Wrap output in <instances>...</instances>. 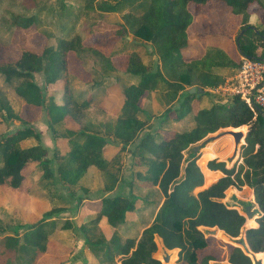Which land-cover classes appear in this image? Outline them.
<instances>
[{
  "label": "trees",
  "instance_id": "1",
  "mask_svg": "<svg viewBox=\"0 0 264 264\" xmlns=\"http://www.w3.org/2000/svg\"><path fill=\"white\" fill-rule=\"evenodd\" d=\"M58 1L67 6L52 9L43 4L37 14L22 15L6 9L0 12V23L9 30L32 29L45 38L42 51L21 48L17 60L0 61V79L18 97V105L14 106L0 88V114L6 124L19 126L13 132L0 134V186L15 193L28 192L24 171L36 164L39 181L60 183L67 197L75 199L76 211L94 192L84 187L81 180L88 168L95 166L110 177L101 192L113 191L119 181V158L112 161L106 158L107 140L113 138L122 144L121 152L138 141L148 126L140 101L154 92L159 105L165 108L163 122L175 115V120L188 118L192 125L188 124L181 133L158 129L139 141L132 152L130 194L101 198V207L94 218L79 227L85 245L96 258L108 263L161 264L154 258L158 249L156 239L160 238L167 250H179L177 264H211L216 260L213 256H202L210 246L204 229L216 228L218 238L223 241H228L226 235L238 238L246 218L232 204L236 196H230L227 202L223 200L229 188L247 186L253 190L259 214L255 219L257 224L253 220L248 222L251 228L246 230V240L251 251L264 259V119L260 114L254 119V114L238 96L233 97L230 105L206 101L211 91L225 83L224 72L236 69L242 59L264 60V28L260 30L250 24L252 8L258 5L264 10V0ZM191 3L200 7L219 3L240 18L235 37L239 61L213 45L207 46L196 58L183 55L193 22ZM96 12L118 14L122 22L117 24L116 36L126 39L132 35L140 45L152 44L158 64L149 65L139 52H131L126 69L119 70L111 54L86 45L85 40L95 33ZM42 24L54 31L41 30ZM71 52L84 65L91 59L94 68L88 72L92 87L105 91L118 87L123 103L116 114H110L100 102L75 89L77 77L69 69ZM38 74L43 76L42 87L35 81ZM59 82L63 83L60 101L52 89ZM192 87L204 92L190 94ZM174 104H178L176 108ZM24 105L45 112L53 136L68 140V152L54 151L52 158L48 156L41 133L32 121L22 117ZM68 120L79 127L69 128ZM246 126L248 133L240 154L242 162L228 169L225 162L210 161L208 168L219 170L224 176L195 192L204 185V174L197 161L200 159L199 165L204 167L207 159L222 156L214 149L193 156V147L221 129L238 128L245 134ZM154 187L160 188L164 197L156 217L139 238L127 237L124 225L135 213L136 203L152 202L149 190ZM67 197L52 202L50 211L36 223L25 222L16 212L21 223L15 225L13 235L5 236L2 241L13 257L5 263L0 259V264H37L46 253L48 243L58 241L59 231L75 230L69 219L49 220L67 211ZM103 217L116 230L110 240L99 228ZM9 229L0 225L1 233ZM228 263L252 264V260L240 248L233 247Z\"/></svg>",
  "mask_w": 264,
  "mask_h": 264
},
{
  "label": "crops",
  "instance_id": "2",
  "mask_svg": "<svg viewBox=\"0 0 264 264\" xmlns=\"http://www.w3.org/2000/svg\"><path fill=\"white\" fill-rule=\"evenodd\" d=\"M108 2H113V0H103ZM215 4V3H214ZM217 4V5H216ZM214 7V11H201L200 13H193L192 8L197 6L193 3L189 5V9L193 14V22L188 29L189 36V44L188 48L183 52V55L187 57L196 58L204 53V50L207 46L213 45L223 48L230 55L233 49L235 32H224V29L221 28L220 15L224 14L231 19V15L235 17L230 8L224 6V8H220L219 3H216ZM211 5V4H210ZM209 6V5H207ZM223 6V5H221ZM208 8V7H207ZM217 12L221 14H216ZM109 18L110 14H107ZM115 23H108L110 20L105 18V23L99 25L98 30L95 33L88 37L85 40V44L88 46H92L100 49L105 48L106 54H111L113 56L114 65L119 70H125L128 64V56L131 52H139L140 55H146L145 47L146 45H140L141 43L135 41L133 36L130 35L126 39H121L116 36L117 24L122 22L120 16H114ZM264 20V13L259 12L256 14V11L252 10V15L250 17V24L257 27V23ZM236 22V21H235ZM196 30V35H192V31ZM228 30V29H227ZM105 37V44L101 42ZM152 45L150 43H147ZM153 46V45H152ZM126 48V50H124ZM119 49H123L122 52H119ZM154 49V47H153ZM33 51V50H32ZM39 51H42L39 50ZM154 51V52H153ZM115 53H120L119 56H114ZM151 53H155V50H151ZM123 54V55H122ZM158 58V56H157ZM144 59V57H143ZM159 60V58H158ZM158 63L155 62V65ZM69 69L70 72L73 73L77 77V90L85 94L86 97H93L95 102H100L101 105L110 112V114H116L121 106H122V98L120 95V91L118 87L109 88L105 91V89H99L92 87L91 79L87 68L85 65L80 62L74 53H69ZM43 84V82H42ZM62 88L63 83L59 82L56 85L52 86V89L57 91V99L60 101L62 96ZM58 89V90H56ZM140 105L142 109L146 112V120L147 125L143 132L140 133L138 141L132 143L131 145L126 147L125 151L121 152L122 144L113 138H109L108 144L105 148V156L109 161H112L115 157L119 158V167L116 164L117 168H120L119 181L117 183V187L111 192H101L102 188L109 184L110 177L100 171L97 167L91 166L88 168L86 174L82 178V183L84 187L87 189L94 191L90 194L87 199L83 200V205L81 208L76 210L75 215L70 219L73 221L75 226V232L77 234H73L71 230L59 231L57 233L58 241H51L47 245L46 253L40 257L37 264H105L104 259L96 258L85 245V237L81 233V231H77L76 227H80L82 224L90 221L93 216L99 211L101 207V198L103 197H112L116 195L128 196L130 194L129 183L132 180V164H133V155L132 152L135 150V147L139 143V141L144 138L147 134H153L158 129L163 131H172L181 133L188 126H191L192 123H189L188 118L183 120H175V115L168 121L163 122L162 115L165 111V108L159 105L158 100L156 99V94L154 92L146 94L140 101ZM178 104H174L173 108H176ZM40 112V109L33 106H23L22 117L32 121L33 127L41 133L42 144L48 149V156L52 158L54 151H59L61 154H65L69 151L68 140L65 138H55L51 131L48 129V118L45 112ZM41 114V118L40 117ZM14 130H17L19 126L17 124H13ZM68 127L76 130L79 126H77L72 120H68ZM236 130V129H235ZM11 131V132H13ZM10 133V132H9ZM165 136H169L166 134ZM220 143L221 142H213L209 145L207 144L202 150L201 154H204V151L208 149H214L217 151L222 157L218 158H209L207 159L205 166L202 167L199 165L202 173L204 174V185L195 190V192L201 191L210 185H213L218 179L224 176V174L217 170L213 171L208 168V163L212 160H217L218 162H226L227 163V154L228 152H220ZM244 143V140H243ZM197 145V144H196ZM233 148L229 152H232ZM202 157V156H201ZM200 157V158H201ZM200 160V159H199ZM234 164V163H233ZM234 166V165H233ZM228 169V164L226 165ZM208 174L210 176H208ZM24 175L26 177L24 186L29 191L15 193L12 190L0 186V214L5 213L8 217L9 214L14 211L19 212L23 220L29 224L36 223L38 220H41L44 215L50 211L51 209V193L55 191V188L58 190L63 189L60 187V183L52 180L50 181H37V178L40 177V174H37L36 164L28 167L24 171ZM57 174H55V177ZM57 178V177H56ZM59 180V179H58ZM234 190H231L229 196H236L240 199L239 194L245 193L246 191L252 192L253 200L254 193L253 190L247 186L242 187L241 189H237L235 187H231ZM229 188V189H231ZM228 189V190H229ZM227 190V191H228ZM64 194L67 197L66 190H64ZM151 192V203L139 201L136 203L135 213L130 215L129 220L124 225V229L128 231L127 237H137L139 238L142 231L148 227L153 221L154 217H156L157 211L160 209L164 197L160 188L154 187L149 190ZM226 191V195H227ZM53 195V194H52ZM225 202V200H223ZM153 212V213H152ZM64 214H60L58 216H53L49 220L53 219H62L61 216ZM258 216V215H257ZM257 216L253 219L257 218ZM64 219V218H63ZM62 219V220H63ZM145 220L147 221L145 223ZM249 221L246 220L245 226ZM256 222V221H255ZM99 228L105 238L110 240L115 234V228L111 227L108 223L106 217H103L99 223ZM249 228H251L249 226ZM137 231V234H135ZM216 231V230H215ZM79 233V235H78ZM81 233V234H80ZM76 236V237H74ZM126 237V236H125ZM217 241V240H216ZM215 241V242H216ZM214 240H210V246L203 252L202 256H213L216 257L215 254H211V251L215 245ZM218 242V241H217ZM157 244V252L154 254V258L160 261L159 257L165 260L167 264H177V260L179 258V250H167L160 238L156 239ZM216 261V260H215ZM211 261V262H215ZM161 263V262H160ZM229 264V263H228Z\"/></svg>",
  "mask_w": 264,
  "mask_h": 264
},
{
  "label": "rangeland",
  "instance_id": "3",
  "mask_svg": "<svg viewBox=\"0 0 264 264\" xmlns=\"http://www.w3.org/2000/svg\"><path fill=\"white\" fill-rule=\"evenodd\" d=\"M100 1H103V0H100ZM49 3H51V4H49ZM43 4H45L46 6H49V7L52 6L51 7L52 9H54V7H59L61 5L58 0H4L3 3L0 4V6H2V7H0V12L4 11L6 9V10H10L16 14L25 15V14H30L33 12L35 14L37 12L38 8L40 6H42ZM62 5L67 6L66 3H64ZM214 7H215V4H211L209 6L201 5V7L199 9L197 7H193L192 11H193V13H195V12L200 13L201 11L209 12V11H214ZM220 8H224V6L220 5ZM252 10L256 11V14L259 12L264 13V10L262 8H260L258 5H255L252 8ZM216 14H221V13L217 12V10H216ZM115 15L119 16L118 14H110L111 18H109L106 13L96 12L94 14V19H93L96 22V25L94 27V29H95L94 31H96V32L99 31L98 27H99V25L105 23V18L110 20L108 23L114 24L115 23L114 18L117 19V17H114ZM220 21H221V25H222L221 28L224 29V32L226 31V32H231V33L235 32L236 34L238 33V27H239L240 21H241L240 18H238L236 16L233 17L231 15V19H230L228 16L222 14V15H220ZM261 21H262V24H261V22H258L257 27L255 26L256 28H258L260 30H262L264 28V20H261ZM42 25L43 26H41V30H47L48 29V31H50V29H51L52 31H54V29H52V27H49L50 29L49 28L45 29L46 25L45 24H42ZM191 34L196 35V30H193ZM236 34H235V37H236ZM133 39L135 40L134 37H133ZM44 42H45V38H43V36L39 35L37 32H35L32 29L27 30V31L14 30V29L9 30L6 26H4L2 23H0V61H2L4 63L5 62H13V61L17 60L20 56L21 48H26V49L33 50V51H39V50L43 49L44 44H45ZM101 42H103V44H105V37H103V40H101ZM234 44L235 45L233 46V49L231 51V54H232L231 56L233 57L234 60L239 61L240 54L237 50L235 38H234ZM145 45H146V47H145L146 55H143L144 60L149 65H153V64L155 65V62L158 63L159 60L154 53H151V50H154L153 46L149 45V44H145ZM102 50L105 52V48H103ZM119 50H120L119 52L123 51V49L122 50L119 49ZM124 50H126V48H124ZM260 53H262V52L260 51ZM119 55H120V53L114 54V56H119ZM88 60L89 61H88V63L85 64V67L89 71V68H91V69L94 68L93 67L94 65L92 64L91 59H88ZM230 72H232V70L229 72H224V75L228 77ZM35 81L39 86H41V87L43 86V84H42L43 76L42 75H40V74L35 75ZM0 88H2L1 90L3 91L4 95L7 96V99L10 100L14 106H17L18 101L16 98H18V97H16V95L13 93L12 89L5 87L3 85L1 79H0ZM75 89H77V81L75 83ZM56 90H58V89H56ZM206 98H207V100H206L207 102L210 101V103H218V104H225V105H230V104H232V101H233L232 95L225 93V92H222V91L217 92L216 90L211 91V94L208 95V97H206ZM39 118H41V114H40ZM3 119H4L3 116L0 114V134H6L8 132L13 131L14 130V126H13L14 123L8 122V124H6V122ZM229 129H235V128L221 129L214 134H210L208 137L221 134L225 130H229ZM246 129H248L247 126H246ZM208 137H206V138H208ZM213 142H221L220 148H219L220 152H223V153L228 152L227 154H229V155L226 158V160H227V163L225 162L226 165L228 164L229 168H232L233 165H236L235 167H237L238 163H235L236 158H234L232 161L230 160V158L233 156V150H234V139H233V137L229 136V135L223 136V137H221L215 141L209 142L207 144L209 145L210 143H213ZM231 146H232L233 150H232V152L231 151L229 152V150L231 149ZM200 153H201V151H200ZM198 161H197V164H198ZM39 178H37V181H39ZM50 184L52 185V180H51ZM60 187H61V185H60ZM231 190H234V189L231 188L227 191L226 198L224 199L225 202H227V200L229 199V197H230L229 194L231 193ZM80 195L83 196V194H81V193H80ZM239 196H240V199H238L236 197L237 200L235 201V203H232V204L235 206V208L241 214L243 212H242V208L240 207V204H244L243 206L245 208L248 203H251L252 210H255L258 208L256 206L255 199L253 200L251 190L246 191L245 193H241V194H239ZM59 197L64 198V197H66V195L64 194L63 189H60L57 191V189L55 188V191L53 193H51V204H52V202H55V201L57 202ZM68 197H67L68 199H66V200L69 203V205L67 204L68 205L67 211L62 213L64 215H62L61 218L71 220L70 218L75 215L74 212H75L76 201L73 198L70 199L71 198L70 196H68ZM0 203H1V201H0ZM62 219H58V220H62ZM59 222L62 223V221H59ZM146 222L147 221L145 220V223ZM20 223H21V220L18 217L16 211L9 214L8 217L5 215V213L0 214V225L5 227V228H8V227L11 228V229L7 230L5 233L0 232V259L2 260L3 263H5L6 260H8V259H12V257H13L11 254L7 253V251H6L7 249H5V246L2 242L3 238L7 235H13L12 230L14 229L16 224H20ZM254 223H256V222L254 221ZM246 227H249V224H247ZM76 229H77V231H79V227H76ZM215 230H217V229L216 228L204 229V232L206 233V236L209 238V240H214V242L216 240L218 241V242L217 241L215 242V245L211 251V254L216 255V257H215L216 261L211 262V264H214V263L228 264V256H229L232 248L236 246L235 243L237 241L231 240V242H230L228 240V238H227L228 241H223V240L218 238L217 232ZM71 231L73 234H77L75 232V230H71ZM19 233L21 236V230L19 231ZM242 234H244V231H242L241 235L235 239L239 240L241 238ZM78 235H79V233H78ZM74 237H76V236H74ZM226 237H228V236L226 235ZM159 259H160L161 264H167L165 262V260L162 259L161 257H159ZM105 264H113V263H110V262L108 263L105 260ZM114 264H117V263L115 262Z\"/></svg>",
  "mask_w": 264,
  "mask_h": 264
},
{
  "label": "built area",
  "instance_id": "4",
  "mask_svg": "<svg viewBox=\"0 0 264 264\" xmlns=\"http://www.w3.org/2000/svg\"><path fill=\"white\" fill-rule=\"evenodd\" d=\"M240 62L216 91L228 93L233 97L238 96L256 119L260 111L264 114V60L245 58ZM241 162V157L235 161Z\"/></svg>",
  "mask_w": 264,
  "mask_h": 264
},
{
  "label": "water",
  "instance_id": "5",
  "mask_svg": "<svg viewBox=\"0 0 264 264\" xmlns=\"http://www.w3.org/2000/svg\"><path fill=\"white\" fill-rule=\"evenodd\" d=\"M204 92L203 89H198L197 87H192L189 90L190 94H202ZM260 115L263 117L264 119V114L262 111H260ZM263 129H264V125H263ZM248 133V129L246 130V133L244 134L242 131L240 130H235V129H229V130H225L223 133L215 135V136H210L208 138H206L205 140L201 141L200 143H198L197 145H195L193 147V156L200 153V151L207 145V143L215 141L223 136H232L234 139V150H233V156L230 158V160L232 161L234 158H236V160L240 157V153H241V148L242 146L245 144V137ZM244 140V143H243ZM235 160V161H236ZM244 204H240V207L242 208V214H244L245 218L247 221H251L253 220L258 214H259V208L252 210V205L251 203H248L246 205V207L244 208L243 206ZM249 229V227H244L243 231L244 234H242L241 238L239 240L235 239V238H231V237H227L228 240L231 242V240L237 241L235 244L237 248H240L245 255H247L248 257L251 258L252 260V264H264V259L263 258H258L257 254L253 253L247 243L246 240V230Z\"/></svg>",
  "mask_w": 264,
  "mask_h": 264
}]
</instances>
